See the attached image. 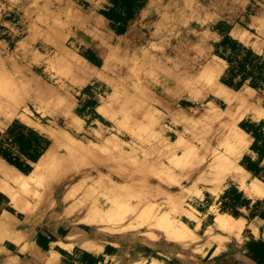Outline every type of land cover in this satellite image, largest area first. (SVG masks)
<instances>
[{
  "label": "rangeland",
  "instance_id": "obj_1",
  "mask_svg": "<svg viewBox=\"0 0 264 264\" xmlns=\"http://www.w3.org/2000/svg\"><path fill=\"white\" fill-rule=\"evenodd\" d=\"M132 1L135 19L114 35L105 22L85 21L93 0H0V114L57 110L51 119L63 135L59 156L47 163L52 178L78 191L72 226L97 232L120 262L232 261L253 240L235 236L225 255L190 262L201 241H189L179 225L178 196L191 187L216 192L232 180L246 142L238 127L264 87L221 83L223 56L242 44L264 58V0ZM93 50L96 71L71 77L62 59ZM71 113L86 122L83 130L68 122ZM89 171L97 178L80 180ZM80 246L99 251L91 242Z\"/></svg>",
  "mask_w": 264,
  "mask_h": 264
},
{
  "label": "crops",
  "instance_id": "obj_2",
  "mask_svg": "<svg viewBox=\"0 0 264 264\" xmlns=\"http://www.w3.org/2000/svg\"><path fill=\"white\" fill-rule=\"evenodd\" d=\"M119 5V0H93V4L86 5L90 14L84 17L85 21L89 17L105 22L108 31L115 35L120 24ZM93 53L82 56L76 53L72 60L62 59L69 61V75L78 78L88 75L87 69L95 72L99 57L94 50ZM20 57L24 59L27 55ZM74 62L79 68H74ZM28 72L39 80L35 71ZM249 112L244 126L238 127L246 142L230 184L207 193L191 187L178 196L179 225L186 228L189 241H201L191 249L190 262L195 257L225 255L230 240L240 236L245 241L253 240L255 246L243 248L236 259L223 260V264H264V214L257 213L264 212V192L259 193L264 191V104L254 105ZM54 113L57 110L42 114L28 106V111L14 112L10 117L0 114V264H168L155 257L120 262L117 251L102 244L97 232L91 236L72 226L71 208L78 191L71 184L60 186L47 165L59 156L56 145L63 135L62 129L53 125ZM68 122L77 131L86 124L76 113H71ZM92 122L97 123V119ZM91 174L89 171L80 180L97 178ZM57 197L62 203L58 210L54 208ZM222 205L228 209L222 211ZM218 219L229 221L235 228L232 232L221 229ZM83 242L93 243L99 251L94 253L81 247Z\"/></svg>",
  "mask_w": 264,
  "mask_h": 264
},
{
  "label": "trees",
  "instance_id": "obj_3",
  "mask_svg": "<svg viewBox=\"0 0 264 264\" xmlns=\"http://www.w3.org/2000/svg\"><path fill=\"white\" fill-rule=\"evenodd\" d=\"M120 3L125 4V12H119L118 21L119 26L115 28L116 33H123L126 26L130 25L135 19L133 13V1L132 0H119ZM230 41V37L226 34L221 40V45L227 47V43ZM227 62V67L220 77V82L232 89H238L241 86L247 84L253 88L264 87V58L251 49L237 44L234 49L233 56H223ZM251 135H255L253 131H250ZM223 200V196H222ZM221 200V201H222ZM257 204H260L258 202ZM227 206L221 207L222 211H226ZM259 215H263L264 212L257 211ZM235 214V213H234Z\"/></svg>",
  "mask_w": 264,
  "mask_h": 264
},
{
  "label": "bare ground",
  "instance_id": "obj_4",
  "mask_svg": "<svg viewBox=\"0 0 264 264\" xmlns=\"http://www.w3.org/2000/svg\"><path fill=\"white\" fill-rule=\"evenodd\" d=\"M95 2V1H94ZM99 2V1H98ZM99 3H101V2H99ZM102 3H104V2H102ZM101 5H103V4H101ZM26 7V6H25ZM99 7V6H98ZM106 7V6H105ZM107 8V7H106ZM106 10V9H105ZM187 15V14H186ZM106 16V15H105ZM83 21V20H82ZM87 23V22H86ZM75 24V23H74ZM83 24V23H82ZM107 24V23H106ZM67 30V29H66ZM87 38V37H86ZM57 42V41H56ZM222 86V85H221ZM227 88V87H226ZM228 90H229V88H227ZM226 92V91H225ZM228 92V91H227ZM234 92V91H233ZM224 94V93H223ZM227 94V93H226ZM228 95V94H227ZM228 97V96H227ZM232 97V96H231ZM223 98V97H222ZM235 99V98H234ZM226 100H228V99H226ZM2 103L3 102H5V101H1ZM225 102H227V101H225ZM237 102V101H236ZM6 103V102H5ZM259 103L262 105V104H264V97L263 98H261V100L259 101ZM9 103H6L5 105H8ZM234 104V103H233ZM219 221V220H218ZM220 222V226H222V228H224L225 230H227V231H230V232H232V230L235 228L234 227V225H232V224H228V223H224V222H222V221H219ZM242 240V239H241Z\"/></svg>",
  "mask_w": 264,
  "mask_h": 264
}]
</instances>
